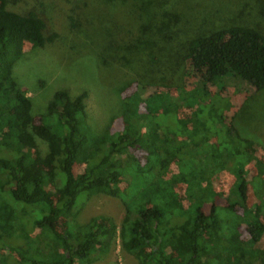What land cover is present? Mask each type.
<instances>
[{
	"label": "trees",
	"instance_id": "16d2710c",
	"mask_svg": "<svg viewBox=\"0 0 264 264\" xmlns=\"http://www.w3.org/2000/svg\"><path fill=\"white\" fill-rule=\"evenodd\" d=\"M76 9V0H0V264H92L116 229L136 264H264V153L253 156L237 112L204 111L216 86L219 98L234 91L229 81L264 90V37L246 26L193 37L180 57L189 84L147 93V84L127 83L118 132L96 134L84 92L57 90L34 116L13 78L24 44L62 42L58 26L72 27ZM98 195L120 202L117 225L91 217L59 229ZM17 205L33 209L24 223L15 221ZM28 228L41 233L42 249Z\"/></svg>",
	"mask_w": 264,
	"mask_h": 264
},
{
	"label": "rangeland",
	"instance_id": "374dc122",
	"mask_svg": "<svg viewBox=\"0 0 264 264\" xmlns=\"http://www.w3.org/2000/svg\"><path fill=\"white\" fill-rule=\"evenodd\" d=\"M76 1L73 26L64 20L58 26L62 42L47 50H35L25 43L23 55L13 68V78L26 90L34 116L44 111L57 90L70 96L84 92L86 124L96 134L118 132L119 92L127 83L147 84V93L160 91L163 86L173 93L176 87L189 84L190 79H182L185 65L180 57L193 37L230 26L251 27L264 37V0ZM229 85L235 89H226V98L216 96L218 86L210 92L205 103L209 107L205 106L204 111L211 109L217 116L229 109L237 112L234 125L257 145L253 153L256 157L264 153V90L253 92L240 82L229 81ZM197 91L186 96L195 97ZM187 114V110L179 108L178 117ZM198 120L201 119L196 116L193 124ZM215 122L213 130L218 131ZM59 178L55 181L59 182ZM15 212V221L24 223L33 209L17 205ZM72 214L71 221L58 223L59 229L84 224L91 217H107L117 225L122 207L115 199L98 195L79 202ZM26 234L38 240L35 246H45L37 230L28 228ZM92 264L136 262L121 249L116 229L105 254H95Z\"/></svg>",
	"mask_w": 264,
	"mask_h": 264
}]
</instances>
